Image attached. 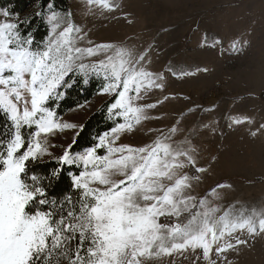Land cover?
Segmentation results:
<instances>
[{
	"label": "rangeland",
	"instance_id": "1",
	"mask_svg": "<svg viewBox=\"0 0 264 264\" xmlns=\"http://www.w3.org/2000/svg\"><path fill=\"white\" fill-rule=\"evenodd\" d=\"M69 3L71 15L65 23L82 29L77 35L80 47L112 45L99 48L100 55L89 63L112 56L124 69L126 80L133 71L140 73L128 85L138 89L131 97L136 111L126 121L132 127L119 133L116 146L148 149L132 152L126 167L117 165L106 173L110 183L92 185L101 199L90 223L111 237L114 245H121L151 237L158 213L174 211L172 205L163 203L168 196L181 215L195 210L203 218L205 208L215 207L220 210L215 214L218 217L231 210L229 230L232 223L249 222L242 230L225 235L217 246L231 243L236 247L220 256L213 252L211 262L202 257L195 260L198 252L174 251L172 256L160 252L143 264H264V231L260 230L264 220V104L259 98L264 92V0ZM34 10L19 19L28 21ZM49 14L48 9L47 24ZM121 49L131 54L122 58L127 61L124 65L117 55ZM100 93L62 116L64 122L78 127L49 137L55 157L74 143L86 120L113 97ZM157 145L161 146L158 157L148 160ZM128 155L125 151L111 159ZM52 159L46 156L43 161ZM134 175L139 179H132ZM27 216L22 199L15 194L0 200V246L26 235ZM249 228H255L256 234ZM182 239L170 237L165 230L153 250ZM132 254L129 248L122 259L131 260Z\"/></svg>",
	"mask_w": 264,
	"mask_h": 264
},
{
	"label": "snow or ice",
	"instance_id": "2",
	"mask_svg": "<svg viewBox=\"0 0 264 264\" xmlns=\"http://www.w3.org/2000/svg\"><path fill=\"white\" fill-rule=\"evenodd\" d=\"M48 7L49 35L46 42L35 48L34 36L22 31V23L27 21H21L17 13L0 9V116L7 121L3 132L7 139H0V200L15 194V198L22 199L24 212L31 214L26 218L29 222L26 235L13 240L7 247L0 246V264H132L133 261L143 264L145 259H152L160 252L172 256L174 251L198 252L195 260L202 257L211 262L213 252L220 256L236 247L231 243L217 244L225 235L242 230L249 221L240 225L232 223L229 230L231 210L216 217L220 210L213 207L205 208L203 218L197 212L184 222L179 219L181 214L170 196L165 197L163 203L172 205L174 211H160L158 216H174L175 222L163 224L155 220V232L150 238L141 236L138 243L114 245L111 237L90 223L99 210L97 205L101 199L92 185L110 183L106 173L117 165L126 167V161L133 159L132 152L148 150L147 147L133 149L130 145L116 146L119 133L132 127L126 121L136 111L131 106V97L138 89L128 85L140 73L133 71L126 80L122 76L124 69L117 66L112 56L89 63L92 57L100 55L99 48H110L112 45L80 47L77 35L82 29L74 23H65L71 14L62 15L52 5ZM117 55L121 57L120 64L124 65L127 61L122 58L131 54L121 49ZM76 77H80L85 84L90 78L103 81L100 94L113 96L107 112L115 123L82 153L73 154L69 146L59 157H55L50 151L55 145L49 137L78 126L64 122L48 105L52 100H61ZM25 129L31 131L25 132ZM160 147L157 145L153 149L148 160L158 157ZM163 147L167 150L169 146ZM99 149H103L104 153L99 154ZM125 151L128 156L111 159L114 154ZM46 156L53 158L57 166L47 174L45 182L27 169L30 161L39 163ZM66 168L70 172L72 168L80 169L71 172V187L75 193L65 196L62 201L52 199L48 187L62 178ZM132 179L139 178L134 175ZM148 198L161 202L159 198ZM201 206L204 207V201H201ZM149 211L155 209L150 208ZM216 224L220 225L219 229ZM165 230L170 237H183L182 241L154 251ZM260 230L264 231V220ZM249 232L255 235L256 229L249 228ZM129 248L133 250L131 260L122 259Z\"/></svg>",
	"mask_w": 264,
	"mask_h": 264
},
{
	"label": "trees",
	"instance_id": "3",
	"mask_svg": "<svg viewBox=\"0 0 264 264\" xmlns=\"http://www.w3.org/2000/svg\"><path fill=\"white\" fill-rule=\"evenodd\" d=\"M48 5H52L56 11L62 13L70 12L69 0H0V9L8 10L10 13L25 15L35 9L30 19L26 23H22V31L34 36V47L41 46L49 35V26L45 21V14L49 9ZM36 13H41V15H35ZM102 83V80L99 78H90L89 82L85 84L80 77H76L72 86L65 90L66 94L62 99L58 102L52 100L48 106L57 111L59 117H62L70 110L91 102L102 89ZM259 98L264 104V92L260 94ZM112 101L113 97L86 120L74 143L71 145L73 154L82 153L85 149L96 143L98 137L114 125L115 121L109 118L107 112ZM6 125L7 121L0 116V139H7L3 136ZM27 131L31 130L25 129V132ZM98 152L99 154H103L104 150L99 149ZM56 166L54 159L39 163H32L30 161L27 171L30 173L34 172L46 182L47 174ZM79 170L72 168L71 172H78ZM71 172L66 168L62 173V178L52 182L51 186L48 187L50 198L62 201L65 196L74 195L75 190L71 187ZM195 213V210L191 213H185L180 215L179 219L186 222L187 218ZM26 214L31 215L30 213ZM159 221L163 224H172L175 222V217L163 216L159 218Z\"/></svg>",
	"mask_w": 264,
	"mask_h": 264
}]
</instances>
